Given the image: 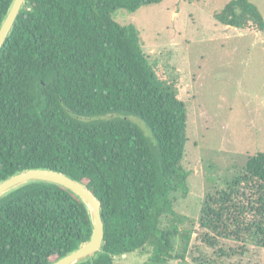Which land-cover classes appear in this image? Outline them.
I'll return each mask as SVG.
<instances>
[{"label":"trees","instance_id":"obj_1","mask_svg":"<svg viewBox=\"0 0 264 264\" xmlns=\"http://www.w3.org/2000/svg\"><path fill=\"white\" fill-rule=\"evenodd\" d=\"M12 1L0 0V26ZM161 1L26 0L0 50V181L50 168L89 187L102 205L105 237L77 264H115L137 250H149L145 264L186 259L193 231L180 229L173 193L189 191L188 107L150 62L137 25L112 17ZM214 17L264 31L251 0H229ZM199 224L208 246L247 238L264 247L263 151L206 192ZM91 235L87 204L59 184L31 181L0 198V264H51Z\"/></svg>","mask_w":264,"mask_h":264},{"label":"rangeland","instance_id":"obj_2","mask_svg":"<svg viewBox=\"0 0 264 264\" xmlns=\"http://www.w3.org/2000/svg\"><path fill=\"white\" fill-rule=\"evenodd\" d=\"M228 1L163 0L112 14L122 25H137L150 62L176 86L188 107L183 163L191 172L189 191L173 197L183 216L180 229L193 235L186 259L169 264H264V247L247 238H221L219 246H208L199 224L206 192L225 185L250 156L264 152V31L219 22L214 13ZM251 1L264 16V0ZM128 116L153 137L142 118ZM167 221L163 219V226ZM181 240L175 239L176 252L182 250ZM149 254L137 250L116 257L115 264H145Z\"/></svg>","mask_w":264,"mask_h":264},{"label":"water","instance_id":"obj_3","mask_svg":"<svg viewBox=\"0 0 264 264\" xmlns=\"http://www.w3.org/2000/svg\"><path fill=\"white\" fill-rule=\"evenodd\" d=\"M26 0H13L12 4L0 26V50L10 35L18 15ZM31 181H46L59 184L77 196H79L88 206L92 219V235L79 247L54 260L51 264H77L88 258H92L101 250L105 229L102 218V205L100 200L94 195L84 183L71 176L50 168H30L19 171L0 181V198L11 190Z\"/></svg>","mask_w":264,"mask_h":264}]
</instances>
